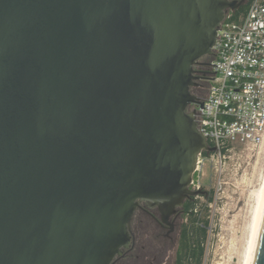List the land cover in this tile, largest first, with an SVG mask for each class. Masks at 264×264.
Returning a JSON list of instances; mask_svg holds the SVG:
<instances>
[{
  "label": "water",
  "instance_id": "95a60500",
  "mask_svg": "<svg viewBox=\"0 0 264 264\" xmlns=\"http://www.w3.org/2000/svg\"><path fill=\"white\" fill-rule=\"evenodd\" d=\"M237 5L0 0V264H112L140 201L202 193L193 65Z\"/></svg>",
  "mask_w": 264,
  "mask_h": 264
},
{
  "label": "built area",
  "instance_id": "2783aa9c",
  "mask_svg": "<svg viewBox=\"0 0 264 264\" xmlns=\"http://www.w3.org/2000/svg\"><path fill=\"white\" fill-rule=\"evenodd\" d=\"M209 56L207 94L202 106L196 103L188 111L194 112L199 132L214 149L198 153L192 190L203 188L208 164L221 172L238 151L259 153L264 148V0H250L237 18L233 9L226 11Z\"/></svg>",
  "mask_w": 264,
  "mask_h": 264
},
{
  "label": "rangeland",
  "instance_id": "374dc122",
  "mask_svg": "<svg viewBox=\"0 0 264 264\" xmlns=\"http://www.w3.org/2000/svg\"><path fill=\"white\" fill-rule=\"evenodd\" d=\"M211 164L201 183L212 200L195 196L199 204L207 202L209 219L202 264H243L254 205L252 191L264 176V148L259 153L238 151L226 159L221 172Z\"/></svg>",
  "mask_w": 264,
  "mask_h": 264
},
{
  "label": "flooded vegetation",
  "instance_id": "af4514ba",
  "mask_svg": "<svg viewBox=\"0 0 264 264\" xmlns=\"http://www.w3.org/2000/svg\"><path fill=\"white\" fill-rule=\"evenodd\" d=\"M236 1L238 3L236 9L240 10L248 2V0ZM210 59L211 56H203L193 65L195 77L190 86V92L199 100L207 94L212 75ZM195 106L196 103H191L187 109L192 110ZM201 190L200 194L205 197L211 193L205 188ZM184 203L176 207L164 220L158 207L149 206L145 201H140L130 221L129 245L122 248V254L114 256L112 264H179L180 236L186 222Z\"/></svg>",
  "mask_w": 264,
  "mask_h": 264
},
{
  "label": "trees",
  "instance_id": "16d2710c",
  "mask_svg": "<svg viewBox=\"0 0 264 264\" xmlns=\"http://www.w3.org/2000/svg\"><path fill=\"white\" fill-rule=\"evenodd\" d=\"M250 0L243 9H233L234 17L244 14ZM209 56V55H206ZM212 194L206 201L212 200ZM184 216L186 222L183 225L178 249L179 264H202L207 240L209 219L207 217V202L199 204L197 198H187L184 203Z\"/></svg>",
  "mask_w": 264,
  "mask_h": 264
},
{
  "label": "bare ground",
  "instance_id": "6f19581e",
  "mask_svg": "<svg viewBox=\"0 0 264 264\" xmlns=\"http://www.w3.org/2000/svg\"><path fill=\"white\" fill-rule=\"evenodd\" d=\"M254 205L252 209V221L250 224V234L247 249L244 255L243 264H252L257 242L264 219V176L260 186L252 191Z\"/></svg>",
  "mask_w": 264,
  "mask_h": 264
}]
</instances>
